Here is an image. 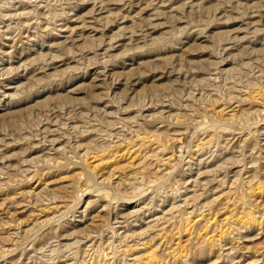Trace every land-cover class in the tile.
Instances as JSON below:
<instances>
[{
	"label": "rangeland",
	"instance_id": "374dc122",
	"mask_svg": "<svg viewBox=\"0 0 264 264\" xmlns=\"http://www.w3.org/2000/svg\"><path fill=\"white\" fill-rule=\"evenodd\" d=\"M0 264H264V0H0Z\"/></svg>",
	"mask_w": 264,
	"mask_h": 264
},
{
	"label": "bare ground",
	"instance_id": "6f19581e",
	"mask_svg": "<svg viewBox=\"0 0 264 264\" xmlns=\"http://www.w3.org/2000/svg\"><path fill=\"white\" fill-rule=\"evenodd\" d=\"M244 142H245V141H244ZM195 147H198V146H195ZM198 210H199V209H198ZM191 213H192V212H191ZM197 213H198V212H197ZM189 215H190V214H189ZM249 216H250V215H249ZM246 217H247V214H246ZM246 217H245V218H246ZM250 217H251V216H250ZM250 217H249V218H250ZM247 219H248V218H247ZM184 221H185V220H184ZM185 222H186V221H185ZM251 222H252V221H251ZM216 243H217V242H216ZM213 244H214V243H213ZM118 253H119V252H118ZM179 261H180V260H179Z\"/></svg>",
	"mask_w": 264,
	"mask_h": 264
}]
</instances>
